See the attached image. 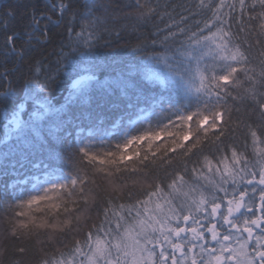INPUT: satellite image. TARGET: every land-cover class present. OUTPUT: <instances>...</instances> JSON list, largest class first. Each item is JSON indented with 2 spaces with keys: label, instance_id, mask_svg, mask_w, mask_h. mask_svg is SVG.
Masks as SVG:
<instances>
[{
  "label": "snow or ice",
  "instance_id": "obj_1",
  "mask_svg": "<svg viewBox=\"0 0 264 264\" xmlns=\"http://www.w3.org/2000/svg\"><path fill=\"white\" fill-rule=\"evenodd\" d=\"M124 7L156 30L151 44L137 36L128 45L141 62L101 81L93 38L103 28L119 39ZM158 8L142 0L0 7V31L18 14L26 21L0 46V80L15 75L66 17L61 48L72 53L61 51L55 73L36 83L51 92L61 72L75 77L59 108L28 87L31 80L22 97L11 81L0 91V104L15 109L10 119L0 109L5 140H16L0 151V213L8 224L0 264L9 243L8 264H264V0ZM57 244L68 251L50 255Z\"/></svg>",
  "mask_w": 264,
  "mask_h": 264
},
{
  "label": "trees",
  "instance_id": "obj_2",
  "mask_svg": "<svg viewBox=\"0 0 264 264\" xmlns=\"http://www.w3.org/2000/svg\"><path fill=\"white\" fill-rule=\"evenodd\" d=\"M14 0H0V7H3L4 10L7 9L8 5L13 4ZM36 2L42 7L45 3H52L53 0H36ZM75 3L84 4L86 0H74ZM98 2L107 3L109 0H98ZM111 2L115 5H119L121 7L125 5H135L136 0H111ZM143 3H146L152 7H156L159 5L158 11L163 12L164 6L166 4L177 5H194L198 3V0H142ZM171 10V9H169ZM180 9H177L179 11ZM249 13L252 12L251 7L249 8ZM258 12L259 9L257 8ZM128 13H132L131 15H127ZM238 14V13H237ZM56 18L54 14V19ZM200 17H196L199 19ZM247 20V17L245 18ZM155 24H159L161 28L164 27V24L161 23L159 16L153 18ZM167 20V17H165ZM26 23L25 20H22L19 14L15 18H11L9 20V29L8 32L0 31V46L3 45L5 36L12 31H22L23 24ZM252 24H255V21H251ZM80 22L78 21L75 25V30L79 31ZM120 24L126 25L127 30H122L120 38L117 39L116 32L113 31L111 34L106 32L101 28V30L97 33V35L93 38V42L95 43V47L93 49V54L96 57L97 64L100 65L99 69L96 71L97 79L103 81L106 77H110L115 75L113 69L119 68L129 64H138L141 62L143 58V54H137L134 52L129 44L135 45L137 43L136 37L142 36L144 39L148 40L149 44H151V35L155 32V27L153 23L143 24L142 22L137 21V16L133 12L132 8L124 7L123 13L121 14ZM67 17L65 18L64 23H62L59 27L52 25L49 28V40L47 43L43 45H36L32 53L26 57L22 65H19V71L15 73V75L9 77V79L0 80V91H3L9 86V81L12 82V87L14 90V94L18 96H23V89L25 87V80H31L32 83L28 85V87L34 89L39 95L46 97L49 102L55 107L59 108L61 105L66 104V98L69 96V89L71 88L72 79L64 72H61L57 78L56 82L52 85L51 92L41 93L38 86L37 81L43 83L46 77L50 74L55 73L56 69V60L58 55L63 52L72 53L71 47L61 48V44H68V32H67ZM119 27V25H117ZM87 32L85 33V38H87ZM158 47V46H157ZM86 51V49H84ZM72 59L79 61L82 57L79 54L73 53ZM39 62V64L37 63ZM0 63H4L2 59H0ZM14 66V61H9L7 63V68L12 69ZM0 71H3V68H0ZM23 78H20V77ZM93 107L95 106V98L100 95V93L96 90L93 91ZM68 107L72 111H78L77 103H68ZM0 109L7 113L9 119L11 118L12 111L15 109H10L3 104H0ZM33 111V106L31 102L25 104L23 112L21 113L22 119L27 121L28 115ZM119 113L113 114L112 118L118 117ZM6 120L0 119V151H6L9 147L16 144V140L14 136H10L7 140H5V124ZM153 123L155 124V120L153 119ZM75 135V131L73 130V137ZM15 179V177H8L7 182L11 183V181ZM5 181V177L0 176V188L3 187V183ZM93 219L96 218V213H92ZM102 219V217H101ZM99 221H97L98 223ZM8 227L6 221L2 219V213H0V239H2L3 230ZM82 238V237H78ZM65 243H68L71 246L72 237H68L65 240ZM29 247V255H31L32 245H25ZM8 254L3 257L4 264H8V260L14 254L15 245L12 243L8 244ZM56 247H61L62 250L68 251V248H63V245L57 244L55 246H51L48 248V252L50 255L56 253Z\"/></svg>",
  "mask_w": 264,
  "mask_h": 264
}]
</instances>
